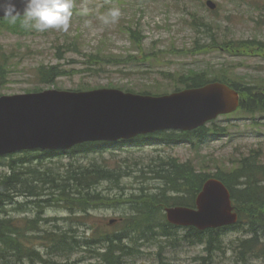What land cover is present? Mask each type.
Masks as SVG:
<instances>
[{"label":"rangeland","instance_id":"374dc122","mask_svg":"<svg viewBox=\"0 0 264 264\" xmlns=\"http://www.w3.org/2000/svg\"><path fill=\"white\" fill-rule=\"evenodd\" d=\"M207 0H76L77 13L71 20V27L67 33L48 30L38 32L25 23L27 32L23 35L10 33L0 27V63L5 66L0 84V96H13L14 94H26L40 90L56 89L58 91H72L81 87L89 88H113L117 90H132L135 94L143 92L152 95H166L181 90L182 87L166 79V73L171 75L186 74L189 71L201 72L223 69L228 66L229 78L233 82L245 85H260L264 79V56L251 52L242 53L243 56H231L221 51L211 50L206 54L183 55L178 51L192 49L193 41L197 34L187 24L190 14L196 13L200 19L212 22L217 31H211L209 35H215L228 41H261L264 42V0H212L216 4V10L211 11L205 7ZM200 4L203 8H200ZM82 8L88 9L86 16L80 15ZM112 8H119L122 15L116 24L104 25L98 19L101 14ZM90 21L91 26L85 25ZM131 27L143 37L142 51L132 45L126 29ZM206 34V37L209 36ZM77 41L73 50L60 53L63 58L58 60V47L64 42ZM2 53L5 60L2 61ZM141 53L152 57L142 62H126V58L133 55L141 59ZM158 54V60L153 55ZM141 55V56H140ZM39 65L46 67L58 65L65 75L57 79L54 85H43L35 78V69ZM224 66V67H226ZM166 77V78H165ZM218 126L225 133L209 139L199 147H190L184 143L167 146L162 140H154L152 137L122 142L116 146L107 144L98 146L95 153L56 156L49 158L41 153L31 152L28 155L17 153L14 160L23 159L21 171L34 167L63 171L61 165L70 163L72 166L92 167L102 166L115 174L129 173V177L119 178L117 185L113 181H106L94 191L98 193V201L93 204L86 203L89 214L85 218V225L73 226L68 218L72 216L69 210L63 206H49L47 202L41 212L40 227L47 232L65 233L73 235L76 241H83L106 231L107 235L118 234V230L125 226L128 217H133L135 212L131 210L128 199L137 196L140 188L158 186L152 181L142 183L136 177L140 171H146L157 160L175 158L179 162L190 161L197 166L203 165L210 171L216 166L220 169L231 167L230 160L245 156L251 149L261 151L264 159V115L255 116L243 113L220 117L207 126ZM11 158H0V176L9 174L8 164ZM152 168V167H151ZM22 178V177H21ZM26 185V184H25ZM24 185V186H25ZM48 188V186H46ZM49 192L45 190V193ZM151 194L153 191H149ZM133 195V196H131ZM26 196V195H25ZM42 197H18L16 201L19 210H13L12 205L6 207L7 217L31 221L35 218L38 208H34L31 202ZM86 215V214H81ZM163 215L165 217L164 211ZM6 218V217H3ZM116 219L112 226L107 223ZM84 219H82V222ZM96 227L97 232L92 234L90 228ZM73 229L75 233L69 232ZM95 229V228H94ZM93 229V230H94ZM132 233V232H131ZM179 240L184 235L178 231ZM134 238L137 236L134 234ZM141 235V234H139ZM138 235V236H139ZM242 233L231 231L224 235L226 252L214 263L232 264L233 254L230 248L235 244L234 240L241 238ZM165 239L149 236V240L137 239L136 243L130 241L124 245L132 247L135 253L124 258V264H160L157 253L162 246V259L166 264H199L197 257L205 256L203 247L175 241L165 243ZM141 243V244H140ZM35 249L41 255L52 262L66 263L80 261L79 264H105L96 254L103 253L104 247L100 245L79 248L78 252L59 253L47 255L45 250L36 243ZM91 253H90V252ZM199 262V263H198ZM252 264H264L253 262Z\"/></svg>","mask_w":264,"mask_h":264},{"label":"trees","instance_id":"16d2710c","mask_svg":"<svg viewBox=\"0 0 264 264\" xmlns=\"http://www.w3.org/2000/svg\"><path fill=\"white\" fill-rule=\"evenodd\" d=\"M75 1L74 14L77 13ZM200 8H203L202 4H200ZM190 15L187 24L198 36L192 43L194 44L192 49L178 51L180 54L195 56L214 50L234 57L243 56L242 53L250 54L251 52L264 56V42L251 40L233 42L224 38L221 39L218 35H209L211 31H217L212 22L200 19L196 13ZM23 20V18L16 19L13 22L9 19H0V27L10 33L23 35L27 32ZM126 31L132 45L138 52H141L143 50L141 47L143 37L130 26ZM206 34L209 35L208 38ZM77 41L75 40L74 43L73 41H65L64 44H60L57 49V59L63 58L60 53L61 49L68 52L72 46L73 50L79 51L76 47ZM141 55V59L130 55L125 61L136 63L147 61L152 57L149 54L141 53ZM153 57L155 60L159 59L158 54H154ZM3 59L5 60V54L2 53V61ZM224 66L223 69L213 71L208 68V70H201V72L189 71L181 75H171L169 73L164 75H166V79L173 81L176 87L180 86L182 89L200 88L214 81L227 84L234 90H238L240 94L241 105L239 110L248 115H264V79H262L260 85L253 86L233 82L229 78L228 66ZM4 71L5 66L0 63V80L2 79V81ZM63 75L65 73L58 65L48 67L39 65L35 69L37 81L47 86L54 85L55 81ZM2 81H0V84ZM75 90L84 91L93 90V88L84 86ZM124 91L133 93L132 90ZM143 94L154 96L147 92H143L141 95ZM225 132L226 130L216 125L211 127L205 125L203 128L190 133L168 131L157 133L156 137H159L168 146L183 141L191 147H199L207 140ZM98 148L97 144L86 143L76 146L66 154L75 155L79 153L85 155L95 153ZM24 154L28 155L30 152ZM44 154L42 156L54 155V153L49 152H44ZM7 157L11 158L8 164L9 174L0 176V264H79L80 262H52L35 249L34 245L36 243H39L47 255L56 254V252H78L81 247L89 248L91 245H100L105 248L103 253L96 254L100 261L105 264H124V258L136 251L132 247L124 245L126 241L136 243L135 241L139 238L148 241L149 236L165 239V243L174 239L194 246L200 245L203 247L205 256L197 257V261H200L198 263L218 264L214 263L213 260L220 257V255H224L228 249L223 239L224 235L231 233V231L242 233V237L235 239V244L230 248L234 257L232 264L264 262V159H262L259 150L251 149L245 156L230 160L231 167L228 169H220L216 166L213 171H210L207 167L204 168L203 165L192 164L190 161L179 162L175 158L157 160V163L148 166L146 171L141 170V175L137 176L136 179L140 180L141 184L152 181L158 186L153 185L147 189L142 187L139 189L140 192L137 196L131 195L133 197H130L128 202L135 214L123 221L125 226L118 230V234L114 232L107 235L106 231L102 230V232H99L102 235L85 238V240L79 242L76 241L73 235L42 230L40 225L43 220L40 214L43 208L46 207L44 204L49 202V206L53 207L68 204V206H63L73 214L68 219L73 220V226H81L85 223L86 216H88L86 203L89 201L93 204L99 202L98 193L94 191L97 190L96 188L100 183L113 181L117 185L120 183L119 178L129 177L130 174H115L112 173V170L102 166L80 167L78 165L72 166L70 163L64 166L61 165L63 171L58 169L55 173L51 168L44 169L42 167L25 168L26 171H21L20 168H23L21 164L26 162L23 159H19L18 162L12 156ZM210 178L220 180L229 190L233 206L239 218L238 223L230 228L207 229L202 232L193 228L184 229L181 231L184 235L179 240L177 233L179 229L165 221L163 209L171 207L194 208L195 196L200 192L205 181ZM45 190L49 192L45 193ZM149 191H153V193L151 194ZM44 195L48 196V200L42 198L31 202L35 205L34 208L39 209L37 216L32 218L31 221L26 222L23 219L7 217L6 207L8 205H12L13 210H19L15 201L18 197H42ZM82 219H84L83 222ZM94 228H90L92 234L97 232L96 227ZM69 232L75 233L73 229H70ZM134 234L137 235L135 238ZM162 248L160 246L157 257L160 264H166L165 261H161Z\"/></svg>","mask_w":264,"mask_h":264},{"label":"water","instance_id":"95a60500","mask_svg":"<svg viewBox=\"0 0 264 264\" xmlns=\"http://www.w3.org/2000/svg\"><path fill=\"white\" fill-rule=\"evenodd\" d=\"M16 7L22 18L20 0ZM206 7L214 10L215 4L209 0ZM239 104L238 91L219 82L155 97L110 88L2 95L0 157L28 150L63 152L86 142L116 143L158 131L191 132L235 112ZM196 197L195 209H164L166 221L199 231L236 224L231 195L219 180H207Z\"/></svg>","mask_w":264,"mask_h":264},{"label":"clouds","instance_id":"9594fccd","mask_svg":"<svg viewBox=\"0 0 264 264\" xmlns=\"http://www.w3.org/2000/svg\"><path fill=\"white\" fill-rule=\"evenodd\" d=\"M23 4V17L25 23L38 32L57 30L67 33L71 27V20L74 15V0H20ZM0 11L3 18L15 21L21 16L20 10L16 7V0H0ZM80 15L88 14L87 8H82ZM122 13L119 8H112L101 14L98 19L104 25L116 24ZM90 27L91 22L85 21Z\"/></svg>","mask_w":264,"mask_h":264},{"label":"bare ground","instance_id":"6f19581e","mask_svg":"<svg viewBox=\"0 0 264 264\" xmlns=\"http://www.w3.org/2000/svg\"><path fill=\"white\" fill-rule=\"evenodd\" d=\"M113 184H114V183H113ZM68 210H69V209H68ZM71 210H72V209H71ZM71 210H70V211H71ZM68 235H69V234H68ZM140 244H141V243H140ZM127 246H128V245H127ZM74 249H75V248H74Z\"/></svg>","mask_w":264,"mask_h":264},{"label":"flooded vegetation","instance_id":"af4514ba","mask_svg":"<svg viewBox=\"0 0 264 264\" xmlns=\"http://www.w3.org/2000/svg\"><path fill=\"white\" fill-rule=\"evenodd\" d=\"M113 221H115V219H113ZM113 221H112V222H113Z\"/></svg>","mask_w":264,"mask_h":264}]
</instances>
